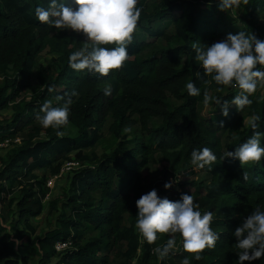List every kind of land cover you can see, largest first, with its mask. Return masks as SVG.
<instances>
[{
    "label": "trees",
    "instance_id": "obj_1",
    "mask_svg": "<svg viewBox=\"0 0 264 264\" xmlns=\"http://www.w3.org/2000/svg\"><path fill=\"white\" fill-rule=\"evenodd\" d=\"M48 4L0 0V146L8 144L0 158V264H31L34 252L37 264H181L195 254L184 251L179 234L174 250L161 259L154 249L169 234H157L149 244L136 228V201L153 189L171 201L192 195L202 213L213 212L211 227L220 239L191 264H238L241 250L233 233L246 216L264 210V157L244 165L224 157L253 134L252 117H260L258 131L264 133V86L250 96L251 105L231 108L241 90L205 77L192 45H211L240 31L264 40V0H241V17L221 11L219 0H139L130 59L107 76L69 67L70 55L85 48L86 38L40 23L35 9ZM67 6L76 7L72 0ZM45 54L50 64L39 65ZM29 74L36 85L25 84ZM188 82L200 96L188 95ZM205 93L229 102L227 117L214 102L215 115L202 117ZM69 97V124L42 127L36 119L43 115L41 105L60 107ZM106 132L116 138V149L100 155L94 150ZM205 147L217 156L204 168L208 182L198 180L191 163L192 151ZM76 162L82 169L49 203L52 220L42 228L34 219L46 211L48 179ZM157 165L158 176L147 173ZM60 244L67 246L58 251ZM253 264H264V258Z\"/></svg>",
    "mask_w": 264,
    "mask_h": 264
},
{
    "label": "clouds",
    "instance_id": "obj_2",
    "mask_svg": "<svg viewBox=\"0 0 264 264\" xmlns=\"http://www.w3.org/2000/svg\"><path fill=\"white\" fill-rule=\"evenodd\" d=\"M244 3L247 0H243ZM75 8L67 6V0H49L48 7L35 9L36 19L57 30H71L83 34L89 42L84 49H77L69 57V67L77 72L87 71L107 76L112 70L120 69L130 59L127 46L132 42L137 30L142 8L139 0H72ZM220 10L239 7L241 0H219ZM114 45V47H108ZM91 51H88V47ZM195 60L203 69V75H211L217 85L239 88L241 91L231 100V105L242 110L251 105L252 96L258 86H264V40L254 34L240 31L229 33L226 38L211 45L193 43ZM200 76V73H197ZM188 95L198 97L200 89L193 82L186 84ZM49 92L53 89L49 88ZM111 85L104 89L106 96L111 95ZM71 95H77L73 92ZM214 102L223 116H228L229 102L215 96L204 94L203 103L208 106ZM71 97L64 100L60 107L45 101L36 116L44 128L60 129L69 124ZM260 117L249 121L252 135L224 158L238 160L241 165L259 162L264 157V133L258 131ZM57 135L62 132L57 131ZM223 158V159H224ZM217 156L210 148L194 150L191 163L197 168L211 166ZM244 179H247L245 175ZM168 190L172 182L164 185ZM136 228L149 244L158 239L157 234H169L167 243L157 246L154 252L163 259L176 247V234L182 237L183 249L193 257H184L181 264H191V259L199 261L204 250L212 249L220 236L212 229L214 214L201 212L199 203L192 195L183 194L178 201L160 197L155 189L143 194L136 201ZM236 246L241 250L238 264H253L264 258V210L257 209L246 216L233 233Z\"/></svg>",
    "mask_w": 264,
    "mask_h": 264
},
{
    "label": "rangeland",
    "instance_id": "obj_3",
    "mask_svg": "<svg viewBox=\"0 0 264 264\" xmlns=\"http://www.w3.org/2000/svg\"><path fill=\"white\" fill-rule=\"evenodd\" d=\"M148 1H153V0H148ZM227 13L235 16V17H241L242 16V10L239 7H234L232 9H228ZM85 44L89 43L87 40L84 41ZM51 61V58L49 57V55L45 54L44 56H42L39 60V65H49ZM29 78L28 80H26L25 78V84L26 85H36V78L34 75L29 74L28 75ZM0 87H4V82H3V78H0ZM213 102L209 103L208 106L205 105H201L200 106V113L202 115V117L208 118L212 115H215L214 113L211 114V112H215L217 110L213 109ZM212 106V107H211ZM234 105H232L231 108H233ZM12 115V113H7L5 115V118H10ZM161 123V121H156L153 123V126H159ZM116 145H117V140L116 138L111 135L109 132H106L104 134V139L102 140V142L97 146V148L94 151H98L100 155L106 154V155H110L111 153L114 152V150L116 149ZM8 144H4L0 146V158L5 157L6 153H7V148ZM91 150H87L86 153H90ZM158 161L161 162L162 161V157L159 156ZM69 164H71V166H68ZM162 168L161 165H157L154 167H150L147 170V173L152 175L153 177L156 175L158 176L157 173V169ZM82 169V166L80 164H78L77 162L72 164V163H68L65 167H64V171L62 172L61 176L57 177V178H49L48 179V189H49V195L47 196V199L45 201L46 204V211L45 213L40 216L39 218L34 219V223L40 224L42 226V228H47V224H49L52 220V217L49 216V203L51 201H53L54 199L58 198L61 196V194L63 193V191L65 189L68 188V184L71 178H73L75 171H78ZM196 173H197V177L199 181H203V182H208V177L205 173L204 169H200V168H196ZM159 179H161V177H159ZM174 185H176V182H173ZM64 245V244H61ZM30 256V255H28ZM38 255L36 252L33 253V260L31 261V264H37L38 261Z\"/></svg>",
    "mask_w": 264,
    "mask_h": 264
},
{
    "label": "built area",
    "instance_id": "obj_4",
    "mask_svg": "<svg viewBox=\"0 0 264 264\" xmlns=\"http://www.w3.org/2000/svg\"><path fill=\"white\" fill-rule=\"evenodd\" d=\"M72 164H73V163H72ZM68 166H71V164H69ZM66 246H67V245H65V244H64V245H61V244H60V245H58L56 248H57L58 251H61V250L65 249Z\"/></svg>",
    "mask_w": 264,
    "mask_h": 264
}]
</instances>
